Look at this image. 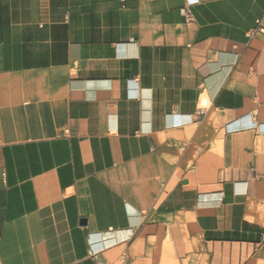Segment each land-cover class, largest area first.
<instances>
[{
    "label": "crops",
    "instance_id": "obj_1",
    "mask_svg": "<svg viewBox=\"0 0 264 264\" xmlns=\"http://www.w3.org/2000/svg\"><path fill=\"white\" fill-rule=\"evenodd\" d=\"M0 264H264V0H0Z\"/></svg>",
    "mask_w": 264,
    "mask_h": 264
}]
</instances>
